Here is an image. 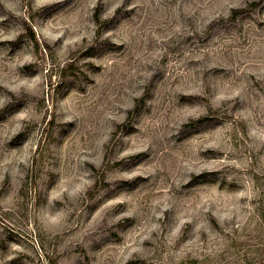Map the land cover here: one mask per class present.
Wrapping results in <instances>:
<instances>
[{
  "label": "rangeland",
  "instance_id": "rangeland-1",
  "mask_svg": "<svg viewBox=\"0 0 264 264\" xmlns=\"http://www.w3.org/2000/svg\"><path fill=\"white\" fill-rule=\"evenodd\" d=\"M0 264H264V0H0Z\"/></svg>",
  "mask_w": 264,
  "mask_h": 264
}]
</instances>
